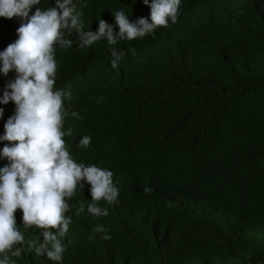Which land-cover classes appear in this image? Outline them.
Listing matches in <instances>:
<instances>
[{
	"label": "trees",
	"instance_id": "obj_1",
	"mask_svg": "<svg viewBox=\"0 0 264 264\" xmlns=\"http://www.w3.org/2000/svg\"><path fill=\"white\" fill-rule=\"evenodd\" d=\"M73 2L85 31L102 19L118 33L117 10L151 22L143 0ZM55 3L40 0L29 17ZM179 11L177 23L143 38L80 48L73 33L71 48L56 49L55 87L71 92L69 152L112 171L120 190L116 205H98L108 215L95 217L87 211L91 186L80 182L61 264H264V0H181ZM20 25L0 17V52ZM112 48L125 52L118 69ZM16 75L0 71V99ZM0 109L3 136L16 106ZM85 135L91 144L79 147ZM8 143L0 141V151ZM14 215L26 240L43 243L41 230L23 228L20 209ZM97 225L106 233L94 232ZM12 259L56 264L27 251Z\"/></svg>",
	"mask_w": 264,
	"mask_h": 264
},
{
	"label": "clouds",
	"instance_id": "obj_2",
	"mask_svg": "<svg viewBox=\"0 0 264 264\" xmlns=\"http://www.w3.org/2000/svg\"><path fill=\"white\" fill-rule=\"evenodd\" d=\"M150 7L148 18H138L130 22L122 10L114 13L115 26L100 19L98 29L85 31L82 11L73 0H56L55 7L41 11L36 9L40 0H0V17H18L21 25L17 29L18 39L0 52V62L4 74L16 72L14 81L0 99V104L14 102L16 111L4 125L5 134L0 141L9 142L0 151V158H7L9 165L0 168V264H15L13 257L22 253L46 255L61 264L65 252L62 240L69 231L71 217L66 215L71 206L69 201L75 197L77 188L83 187L81 181L91 186V203L87 206L89 214L95 217L107 216V209L99 207L101 201L116 205L120 190L113 181L114 173L95 165H85L73 159L65 136V119L68 115L65 100L71 92L56 88L58 65L57 47L69 49L74 41L68 37L76 34L80 48H87L96 42L106 41L116 45L119 40L133 41L147 34H154L157 28H167L169 22L177 23L181 0H143ZM86 6V5H85ZM135 55V49L129 48ZM125 52L112 48L110 66L118 69ZM3 109H0V115ZM73 117L79 114L72 112ZM91 137H81L78 146L87 148ZM144 193L150 194L151 187ZM22 211L23 228L41 230L43 243L38 239H27L17 228L15 215ZM81 205L78 212H83ZM96 233H106L97 225ZM110 240L107 234L101 237ZM51 245V250H49Z\"/></svg>",
	"mask_w": 264,
	"mask_h": 264
}]
</instances>
